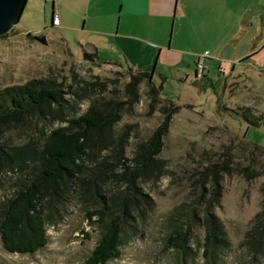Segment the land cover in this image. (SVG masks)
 I'll use <instances>...</instances> for the list:
<instances>
[{
  "label": "rangeland",
  "instance_id": "374dc122",
  "mask_svg": "<svg viewBox=\"0 0 264 264\" xmlns=\"http://www.w3.org/2000/svg\"><path fill=\"white\" fill-rule=\"evenodd\" d=\"M140 10L148 16L126 13ZM262 46L251 60L238 62ZM94 47L98 59H84V51L92 55ZM198 62L202 77L194 74ZM129 66L153 71L152 81L162 84L160 99L145 93L144 82L131 83ZM32 79L66 90L64 120L54 114L19 128L10 124L2 142L37 141L38 149L52 128L90 108L111 112L86 157L87 167L102 174L91 173L85 187L72 184L64 205H45L47 242L41 249L11 253L0 240V264H85L100 237L88 213L128 187L118 156L132 169L133 157L162 121L163 107L173 105L178 109L162 151L132 176L140 198L132 220L137 229L123 237L120 256L108 264H264V229L260 250L246 239L264 188V0H26L18 21L0 35V90ZM243 105L263 115L261 124L233 114ZM242 140L261 148H248ZM225 158L237 168L252 160L260 173L246 178L233 167L215 178L211 164ZM23 175L16 168L0 171V200ZM216 188L213 210L225 241L218 256L205 257L199 196ZM193 208L198 217L182 222L188 238L180 252L168 241L172 215L183 212L180 221L187 220Z\"/></svg>",
  "mask_w": 264,
  "mask_h": 264
},
{
  "label": "trees",
  "instance_id": "16d2710c",
  "mask_svg": "<svg viewBox=\"0 0 264 264\" xmlns=\"http://www.w3.org/2000/svg\"><path fill=\"white\" fill-rule=\"evenodd\" d=\"M37 39L44 41L43 37ZM98 55L96 47L93 48L92 55L87 51L83 53L86 60H89L90 56L91 60H96ZM248 57L249 55L244 59ZM127 71L131 76L132 84L138 86L144 82L147 88L145 93L153 100L159 98L162 84L157 86L152 81L153 71L131 67H128ZM65 94H67L66 90L59 85L44 83L40 79H32L25 84L0 90V171H13L16 168L20 173H24L17 181L14 191L0 200V240L8 252L34 253L41 249L47 242L45 205L53 208L64 205L63 196L68 194L72 184L85 187L91 183L87 178L91 173H94V176L102 174L101 169L92 170L87 167L86 157L95 143V136L108 126L111 112L90 108L81 116L67 120L65 126L52 128L38 149H33L37 141L32 145L31 140L15 145L1 140V134L8 130L6 127L10 124L19 128L29 119L43 120L54 114L64 120L61 113L67 101ZM163 100L172 103L168 98ZM176 109L178 107L174 105L163 107V119L153 130L144 148L133 157L132 169L128 168L127 158L118 156L116 164L124 167L128 175V187L126 190L111 193L106 200H100L98 206L88 213L89 221H97L100 237L86 258L85 264H108L109 261L118 258L121 254L120 245L123 237L137 229V225L132 220L133 212L139 207L140 198L136 193L137 185L132 176L149 165L150 161L162 151L163 140ZM115 110L112 108V113ZM233 114L243 117L250 125L257 126L262 122L263 115H256L254 109L249 106H241L238 110H234ZM242 143L248 148H261L246 140H242ZM250 157L252 159V156ZM211 165L210 172L215 178L219 171H229L234 167L232 161L227 158ZM234 169H238L246 178L260 173L252 160L249 165ZM213 192L215 194L207 196L206 192L202 191L199 196L200 203L203 204L202 213L206 226L203 252L205 257L218 256L225 241L223 224L213 210L219 200V189L216 188ZM260 205L261 208L252 218L253 224L246 235V239L255 251L260 250L262 245L258 238L264 229L263 187ZM181 214L177 211L172 215L174 224L169 229L168 241L178 251L183 252L188 238V226L184 224L187 225L188 220L195 221L198 216L194 208L186 213L187 220L180 221Z\"/></svg>",
  "mask_w": 264,
  "mask_h": 264
},
{
  "label": "water",
  "instance_id": "95a60500",
  "mask_svg": "<svg viewBox=\"0 0 264 264\" xmlns=\"http://www.w3.org/2000/svg\"><path fill=\"white\" fill-rule=\"evenodd\" d=\"M25 2L26 0H0V35L9 31L18 21Z\"/></svg>",
  "mask_w": 264,
  "mask_h": 264
},
{
  "label": "crops",
  "instance_id": "0c3cea01",
  "mask_svg": "<svg viewBox=\"0 0 264 264\" xmlns=\"http://www.w3.org/2000/svg\"><path fill=\"white\" fill-rule=\"evenodd\" d=\"M126 13H128V15L130 14V17L131 16H133V17H143V16H148V14L147 13H145L144 11H142V10H140V11H135V12H126ZM150 14V13H149ZM154 47V46H153ZM263 48V46L260 48V49H258L257 51H255V52H253V53H250V54H248L249 55V57L248 58H246V59H244L246 56H248V55H246V56H244L243 58H241L240 60H238V62L239 63H241V62H244V61H249V60H251V58L252 57H254L256 54H258L259 53V51L261 50ZM159 51V50H158ZM200 58V57H199ZM238 58V57H237ZM199 63V62H198ZM197 63V64H198ZM202 64V63H201ZM130 67V66H129ZM132 68V67H131ZM202 70L204 71V66H203V64H202ZM196 71H197V69H196ZM196 71H195V77H196ZM203 75H205V72H203ZM243 106H249V105H243Z\"/></svg>",
  "mask_w": 264,
  "mask_h": 264
},
{
  "label": "built area",
  "instance_id": "2783aa9c",
  "mask_svg": "<svg viewBox=\"0 0 264 264\" xmlns=\"http://www.w3.org/2000/svg\"><path fill=\"white\" fill-rule=\"evenodd\" d=\"M52 22L53 24H57L58 23V19L57 18H52ZM206 54L203 55V57H205ZM202 77L203 76V70H202V64L198 63L197 64V71H196V77Z\"/></svg>",
  "mask_w": 264,
  "mask_h": 264
}]
</instances>
